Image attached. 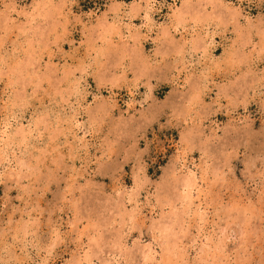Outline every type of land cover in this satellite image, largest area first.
<instances>
[{"label": "rangeland", "instance_id": "rangeland-1", "mask_svg": "<svg viewBox=\"0 0 264 264\" xmlns=\"http://www.w3.org/2000/svg\"><path fill=\"white\" fill-rule=\"evenodd\" d=\"M144 1L0 0V264H264V0Z\"/></svg>", "mask_w": 264, "mask_h": 264}, {"label": "bare ground", "instance_id": "bare-ground-1", "mask_svg": "<svg viewBox=\"0 0 264 264\" xmlns=\"http://www.w3.org/2000/svg\"><path fill=\"white\" fill-rule=\"evenodd\" d=\"M144 1V0H143ZM201 1V0H200ZM153 2H155V0H146V3H145V1H144V3L147 5V7L148 8H150L151 6H153ZM207 2V1H206ZM206 2H204V3H206ZM201 3V2H200ZM200 3L198 2V6H201L200 5ZM210 3H212V1L210 0ZM207 4H209V1L207 2ZM38 5V4H37ZM45 5H48V3H44L42 6H41V10L43 9V8H46L47 6H45ZM189 5V4H188ZM187 5V6H188ZM190 5H192V4H190ZM186 6V5H185ZM37 7V6H36ZM39 7V6H38ZM117 7V6H116ZM185 8V7H184ZM188 8V7H187ZM190 8V7H189ZM12 9H13V7H12ZM37 9V8H36ZM113 9V8H112ZM146 9V8H145ZM179 10H178V14L174 17V18H176V20L177 21H179V22H184L185 20H186V18L184 19L183 17H185L186 16V13H187V11H186V9H183L184 11H186V13H183L184 11H181L182 9H180V8H178ZM38 10V9H37ZM119 10V9H118ZM147 10V9H146ZM38 11H40V9L38 10ZM116 11V10H115ZM121 11V10H120ZM123 11V10H122ZM112 12V11H111ZM120 13V12H119ZM118 13V14H119ZM175 13V12H174ZM106 14V13H105ZM184 14H185V16H184ZM238 14H240V13H238ZM174 15V14H173ZM106 16V15H105ZM112 16V15H111ZM120 17V16H119ZM104 18H106V17H104ZM118 18V17H117ZM116 18V19H117ZM231 18V17H230ZM184 19V20H183ZM176 20H175V23H176ZM121 21V20H120ZM248 21V20H247ZM182 24V23H181ZM100 25H102V26H104L103 24H100ZM129 26V25H128ZM176 27H178V26H176ZM175 27V31H179V30H177V28ZM110 28L111 29H109L108 30V32L109 31H111L112 30V34H117V35H121L122 36V33L120 32V31H117V26H115V23H113L111 26H110ZM121 28V27H120ZM126 28H127V26H126ZM128 29V28H127ZM165 29V28H164ZM163 29V30H164ZM168 29H169V27H168ZM123 30H126V29H123ZM162 30V31H163ZM166 30V29H165ZM205 30H206V28H205ZM128 31H129V29H128ZM208 31V30H207ZM130 32V31H129ZM141 32V31H140ZM123 33H124V31H123ZM130 33H132V32H130ZM136 33H138V32H136ZM170 33H171V31H170ZM133 34V33H132ZM142 34V33H141ZM206 34V33H205ZM129 35V34H128ZM137 35V34H136ZM135 35V39L133 38V35H132V38L134 39V41H136V39H137V37L138 36H136ZM200 35V34H199ZM203 35V34H202ZM126 36V35H125ZM201 36V35H200ZM210 36V35H209ZM131 37V36H130ZM130 37L128 38L127 37V39H130ZM141 37V36H140ZM202 37V36H201ZM201 37L199 38L200 39V41H202V39H201ZM213 37V36H212ZM142 38V37H141ZM198 39V38H197ZM138 41H139V37H138V39H137ZM195 40V39H194ZM141 41V40H140ZM199 41V40H198ZM204 42H205V40H204ZM208 42V41H207ZM212 44V43H211ZM200 45V44H199ZM67 71V70H66ZM132 92V91H131ZM132 94V93H131ZM133 100V99H132ZM71 129H72V127H71ZM31 130V129H30ZM76 130V129H75ZM15 133V132H14ZM29 133H30V131H29ZM19 134V136H21V138L24 140L25 138H26V135H25V132H24V130L23 131H20V133H18ZM17 134V135H18ZM73 134V133H72ZM2 135V134H1ZM187 141V140H186ZM9 144V143H8ZM5 147V146H4ZM177 156H178V154H177ZM186 156V155H185ZM3 160V159H2ZM182 160V159H181ZM179 161H180V159H179ZM178 162V161H177ZM181 164V163H180ZM182 166H184V167H187V165L184 163ZM187 169V168H186ZM182 170V169H181ZM194 171H196V170H194ZM197 175H196V172H193V170H189L188 169V171L187 172H183L182 174H180V176H177V179H178V181L181 183L180 185L182 186V189L184 190V193L183 194H181V196H180V198L181 199H179L180 201H181V203L183 204V205H187L186 207H184V208H189L191 205H193L194 206V204H193V202H195L194 201V196H193V193H194V191L195 190H197L196 192L198 193L199 192V188H198V186H199V184H198V178L196 177ZM200 185H201V187H202V184H201V181H200ZM136 195V194H135ZM197 201V200H196ZM198 204V203H197ZM195 205V206H198V205ZM190 210V209H189ZM189 210H184V212H188ZM193 210V209H192ZM196 211H197V208H196ZM195 212V211H194ZM198 212V211H197ZM200 212V211H199ZM196 213V212H195ZM172 214V213H171ZM200 215H201V213H200ZM129 216V215H128ZM170 218H169V220H171V223L169 224V225H166V224H164V223H162L163 224V229H165L166 230V228L168 229V228H171L172 226L174 227V225L175 224H177V226L178 225H180L181 223H180V221L182 220V217H183V215H181V214H179V213H173V215H171V216H169ZM200 217H202V216H200ZM203 218V217H202ZM201 219V218H200ZM182 222V221H181ZM26 225V224H25ZM157 226V225H156ZM24 229V228H23ZM25 231V230H24ZM176 231V230H175ZM169 232V231H168ZM173 233H175L174 231H173ZM173 238V237H172ZM170 239H171V237H170ZM168 240V239H167ZM177 240V239H176ZM168 242V241H167ZM149 249H151V248H149ZM145 253H146V251H145ZM148 253V252H147ZM146 253V254H147ZM145 254V255H146ZM86 255V254H85ZM89 255V254H88ZM144 255V256H145ZM87 257V256H86ZM85 256H84V260H85V258H86ZM89 257V256H88ZM87 257V259H89V260H92V258H88ZM146 257V256H145ZM83 260V261H84ZM28 262V261H27ZM88 262V261H87ZM80 262H78V264H79ZM81 263H83V262H81ZM89 263V262H88ZM29 264V263H28ZM91 264V263H90Z\"/></svg>", "mask_w": 264, "mask_h": 264}]
</instances>
